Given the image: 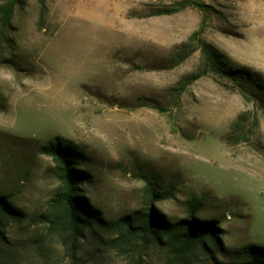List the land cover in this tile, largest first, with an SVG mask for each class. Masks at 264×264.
Instances as JSON below:
<instances>
[{"label":"rangeland","instance_id":"rangeland-1","mask_svg":"<svg viewBox=\"0 0 264 264\" xmlns=\"http://www.w3.org/2000/svg\"><path fill=\"white\" fill-rule=\"evenodd\" d=\"M25 0L14 14L0 66V193L29 214L42 213L59 182L38 147L56 136L82 147L87 182L80 194L106 219L144 207L145 178L159 192L164 218L185 217V202L203 200L201 220H218L229 250L264 246V104L245 102L213 75L201 77L171 107L166 90L197 71L198 50L171 67L169 57L197 30L237 68L264 76V0ZM166 104L160 112L138 98ZM251 134L234 143L232 124ZM254 117L256 122H254ZM112 233L95 225L79 242L86 264H133L111 249ZM218 260L222 256L216 255ZM150 246L140 264H164ZM0 264H67L57 237L25 220L5 229ZM193 264H214L201 257Z\"/></svg>","mask_w":264,"mask_h":264},{"label":"trees","instance_id":"trees-1","mask_svg":"<svg viewBox=\"0 0 264 264\" xmlns=\"http://www.w3.org/2000/svg\"><path fill=\"white\" fill-rule=\"evenodd\" d=\"M43 15L47 0H38ZM25 0H0V66L4 63L2 55L6 33L10 30L17 8ZM197 7L204 16L210 14V7L195 0H182L175 6L159 10L157 14H173L185 8ZM202 30L194 32L180 51L169 57L171 67L179 65L191 53L200 52V64L196 72L182 77L174 86L166 90L171 107H178L180 97L192 83L207 75L223 81L243 100L264 104V76L245 68L235 67L231 60L201 38ZM141 106H148L160 112L168 111V106L152 98H138ZM247 113L239 115L232 124L233 142H247L251 129H240ZM254 122H256L254 117ZM54 162L53 173L59 186L47 202L42 213L29 214L18 207L11 194L0 193V247L5 244V229L10 225H20L25 220L42 225L48 236L57 237L63 249L67 264H86L79 256V242L88 229L98 225L112 233L106 243L119 254L127 257L133 264L141 263L143 251L150 246L158 247L165 253L164 264H193L201 257L209 258L214 264H264V246L248 244L234 250L227 249L218 239L220 230L218 220H201L198 212L203 200L197 196L186 202L184 218L170 220L155 210V204L171 197L174 187L168 185L161 192L157 184L145 178L143 189L144 207L116 219H106L93 208L80 194V186L87 182V155L81 146L63 137L56 136L38 147ZM220 254L222 260L216 255Z\"/></svg>","mask_w":264,"mask_h":264}]
</instances>
